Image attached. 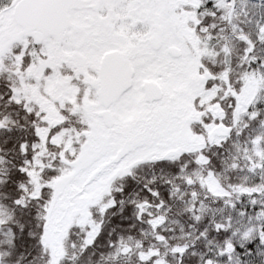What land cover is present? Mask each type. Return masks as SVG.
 <instances>
[{"label": "snow or ice", "instance_id": "1", "mask_svg": "<svg viewBox=\"0 0 264 264\" xmlns=\"http://www.w3.org/2000/svg\"><path fill=\"white\" fill-rule=\"evenodd\" d=\"M0 264H264V0H0Z\"/></svg>", "mask_w": 264, "mask_h": 264}]
</instances>
